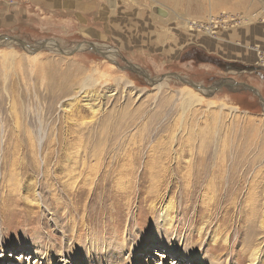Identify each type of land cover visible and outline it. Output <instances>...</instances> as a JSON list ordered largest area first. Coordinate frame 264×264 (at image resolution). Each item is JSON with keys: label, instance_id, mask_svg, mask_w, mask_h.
<instances>
[{"label": "rangeland", "instance_id": "obj_1", "mask_svg": "<svg viewBox=\"0 0 264 264\" xmlns=\"http://www.w3.org/2000/svg\"><path fill=\"white\" fill-rule=\"evenodd\" d=\"M15 18L0 264H264V0H33Z\"/></svg>", "mask_w": 264, "mask_h": 264}, {"label": "crops", "instance_id": "obj_2", "mask_svg": "<svg viewBox=\"0 0 264 264\" xmlns=\"http://www.w3.org/2000/svg\"><path fill=\"white\" fill-rule=\"evenodd\" d=\"M29 1L33 2V0H0V26L17 23L15 10L20 9L21 5L29 7Z\"/></svg>", "mask_w": 264, "mask_h": 264}, {"label": "water", "instance_id": "obj_3", "mask_svg": "<svg viewBox=\"0 0 264 264\" xmlns=\"http://www.w3.org/2000/svg\"><path fill=\"white\" fill-rule=\"evenodd\" d=\"M158 12L161 14V15H165V11H162V10H160V9H158ZM204 61H206V62H213V63H215V64H217L218 66H223L224 68H227V69H229V68H239V65L237 66V65H235V63H233V62H229V63H225V62H223V63H221L220 61H218V60H214V59H212V58H210V57H206V58H204ZM251 88V87H250ZM252 90H253V88H252Z\"/></svg>", "mask_w": 264, "mask_h": 264}, {"label": "bare ground", "instance_id": "obj_4", "mask_svg": "<svg viewBox=\"0 0 264 264\" xmlns=\"http://www.w3.org/2000/svg\"><path fill=\"white\" fill-rule=\"evenodd\" d=\"M170 1H171V0H169V2H170ZM165 2H166V1H165ZM237 2H238V1H237ZM241 6H242V4H241ZM160 85H161V83H160V82H159V83H157V86H160ZM251 241H252V240H250V241H249V245H248V246H250V247H251V245H253V244H251ZM253 241H254V240H253ZM254 245H255V244H254ZM254 245H253V246H254ZM258 251H259V250L255 251V253H254V254H255V255H257Z\"/></svg>", "mask_w": 264, "mask_h": 264}]
</instances>
